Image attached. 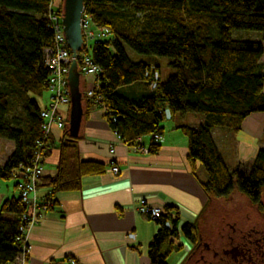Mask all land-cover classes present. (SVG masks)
<instances>
[{
  "label": "trees",
  "instance_id": "16d2710c",
  "mask_svg": "<svg viewBox=\"0 0 264 264\" xmlns=\"http://www.w3.org/2000/svg\"><path fill=\"white\" fill-rule=\"evenodd\" d=\"M49 9L50 0H0V139L15 144L7 162L0 163L4 179H15L13 173L30 163L44 137L41 110L46 105L38 99L49 90L51 69L44 60V48L54 43ZM85 11L96 27L110 31L107 39L83 45L77 56L80 71L84 55L102 69L95 95H85L88 104L105 108L110 127L130 146L146 147L140 139L152 135L148 147L152 153L161 148L155 134L164 132L166 109L172 117L202 115L204 123L199 127L182 123L177 128L188 138L193 173L197 175L198 162L207 173L203 190L210 199H228L240 191L264 211V149L250 169L232 170L213 136L217 127L238 131L247 116L264 112V43L232 35L234 29L259 30L264 41V0H85ZM127 47L168 57L173 74L164 81L160 65L134 60ZM154 71H160L161 77L153 88L147 72ZM137 82L145 92L135 97L124 92ZM14 101L20 103L19 112L12 108ZM63 117L67 126L70 115ZM50 135L44 158L52 147ZM71 137L66 128L57 174L50 180L41 177L53 186L48 203L56 202L58 190L79 189L82 176L107 170L104 163L81 160ZM17 184L15 179L18 195L0 205V264H13L23 252L21 227L26 224L27 205ZM39 205L40 218L48 206L41 201ZM154 220L160 228L150 244L152 264H169L173 251L183 248L180 234L196 242V249L202 240L197 224H178L179 213L171 205ZM167 242L171 247L164 251Z\"/></svg>",
  "mask_w": 264,
  "mask_h": 264
},
{
  "label": "crops",
  "instance_id": "0c3cea01",
  "mask_svg": "<svg viewBox=\"0 0 264 264\" xmlns=\"http://www.w3.org/2000/svg\"><path fill=\"white\" fill-rule=\"evenodd\" d=\"M96 84L95 76L81 72L84 115L73 142L81 160L104 163L107 170L82 176L79 189L58 190L53 198L55 203L47 200L53 186L44 178L40 180V201L48 208L42 210L39 221L29 230L26 264H152L150 244L160 226L138 210L141 199L153 206L175 207L179 213L178 224H197L204 238L208 237L205 234L208 222L226 214L220 210L223 202L210 199L203 190L202 182L208 176L201 163L196 164L197 175L193 173L188 160V138L177 128L182 123L199 127L204 123L203 116L187 114L193 116V122L173 121L176 116L166 117L160 150L146 153L125 143L112 130L105 117V108L88 104L85 95ZM145 91L139 82L124 89L134 97ZM49 101L50 98L45 105ZM61 110L69 118L71 105H62ZM66 128L69 130V122L67 126L53 125L51 129L52 147L44 158V177L49 180L58 172L60 145L67 141L64 139ZM213 136L230 169H250L258 152L264 149V112L247 116L238 131L217 127ZM151 139L152 135H144L140 141L149 147ZM0 140L8 142L6 148L0 150L4 165L15 150V144L11 140ZM112 165L119 167L118 174L110 171ZM15 195L18 190L14 182L13 189L7 185L0 193V205ZM190 245H186L187 249L174 250L169 264H184L196 249L189 250ZM170 247L167 242L163 250Z\"/></svg>",
  "mask_w": 264,
  "mask_h": 264
},
{
  "label": "built area",
  "instance_id": "2783aa9c",
  "mask_svg": "<svg viewBox=\"0 0 264 264\" xmlns=\"http://www.w3.org/2000/svg\"><path fill=\"white\" fill-rule=\"evenodd\" d=\"M65 12V0H50L49 9V26L54 31V43L52 46L44 48V60L46 65L51 69L49 76V90L51 91L50 101L41 110V117L43 118L42 131L44 137L38 141V148L35 151L30 163L28 165H21L20 168L13 173L14 178L17 180L19 194L23 201L27 205V212L23 214V220L26 224L22 225L21 230L23 232V252L13 264H25L28 259L29 245H28V233L30 228L38 221V212L40 209L39 201L40 196L38 192V184L41 177L44 175L43 166V150L47 145V138L51 134L53 125L63 127L65 120L62 114L61 106L71 103L70 88H69V68L72 61L77 58L74 57L72 50L68 46L67 39L64 33L63 17ZM82 32L84 37V45L90 44L98 40L107 39L110 36V31L107 28H99L93 23L90 15L84 12L82 17ZM82 73L86 75L97 76L101 73V66L95 63L90 55L83 56ZM151 75L153 78L152 87L157 86L158 80H160V71H154L152 73L147 72V76ZM96 90H98V84L90 89L87 94L94 96ZM166 117L171 118V112L169 109L165 111ZM162 136L155 134V139L160 141ZM143 152L148 153V147H139ZM110 171L115 174L120 172V169L116 165H112ZM138 210L151 217V219H157L163 213V208L160 206H153L147 203L146 199L139 201ZM167 226H170V222L167 221ZM133 237L134 235L131 234ZM184 239V238H183ZM187 245L183 242V245Z\"/></svg>",
  "mask_w": 264,
  "mask_h": 264
},
{
  "label": "water",
  "instance_id": "95a60500",
  "mask_svg": "<svg viewBox=\"0 0 264 264\" xmlns=\"http://www.w3.org/2000/svg\"><path fill=\"white\" fill-rule=\"evenodd\" d=\"M84 12L85 0H65V12L63 17L64 33L74 57L78 56L79 51L84 45L81 25ZM68 80L71 96L69 131L72 136L70 139L74 140L79 134L84 115L83 92L80 86L81 71L79 70L77 58H75L70 65ZM233 215L229 216V214H225L220 217V227L218 231H216L218 233L217 238H214V235L206 238L201 235L202 241H208L217 249H222L226 245L228 233L233 230V227L237 229V233L241 230L253 229L254 227H264V218H261L253 207L248 206V211L245 216L237 217L235 221L232 220ZM200 251L199 248L195 249L184 264L187 262H191L192 264H208L206 261L207 259H212L211 261H213L214 264H218V261H215V258L208 252H204L206 260L202 259Z\"/></svg>",
  "mask_w": 264,
  "mask_h": 264
},
{
  "label": "rangeland",
  "instance_id": "374dc122",
  "mask_svg": "<svg viewBox=\"0 0 264 264\" xmlns=\"http://www.w3.org/2000/svg\"><path fill=\"white\" fill-rule=\"evenodd\" d=\"M232 35H233L234 38H237V39L262 41L264 43V41H263V33L261 31H259V30L234 29L233 32H232ZM127 52L134 60H144L146 62H152L153 66L157 65V64L154 63L155 61H159L160 63L158 65H160V67L162 69L163 80L164 81L168 80V78L174 72L173 68L168 65V62L170 60L168 57L140 54V53L132 50L129 47H127ZM263 61H264V56H263ZM1 85H2V82H0V86ZM50 97H51V91L50 90H46V91H44V94L42 95V97H40L38 99V101H39L40 104L45 105L46 101L49 100ZM12 108H13L14 111L19 112L21 110L20 103L14 101L12 103ZM191 115H199V114L191 113ZM192 118H193V116H187L186 115L183 118L182 116L178 115V116H176V119H174L173 121H182L183 122L184 119H185L188 122H193ZM164 121L162 123H164ZM7 143L8 142L5 141V140H0V150L6 148ZM1 147H3V148H1ZM2 155H3V153L0 152V163L3 160V156ZM43 166H44V163H43ZM14 182H15V179H4V178L0 177V193L5 191V189H7V185H9L11 187V189H13ZM38 186H39V184H38ZM214 200H219V201L223 202V207L220 210L225 211V213L229 214V216L234 214L233 218H232L233 221H235V219L237 217L245 216L246 212L248 211V206L253 207V209L256 212L259 213V216L261 218H264V211H261L255 204H253L250 201V199L245 194H243L240 191L234 192L228 199L219 198V199H214ZM263 201H264V197H263ZM217 209H215V210H217ZM38 221H39V219H38ZM208 223L210 225L208 227L207 232H205V234L207 236H213L214 235V238H217L218 237V233L216 231H218V229L220 227V219L218 218L217 220H213L212 222H208ZM184 236L185 235L180 234V236H179L180 242H182V244H183V242L187 241L186 244L190 245L189 244L190 241L188 240V238L186 236L185 237L187 239ZM195 244H196V242L195 243L191 242V245L189 247L191 249H189V250H192V249L194 250L195 249ZM183 247L187 249L185 244L183 245ZM27 260H26V262H27ZM26 262H25V264H26Z\"/></svg>",
  "mask_w": 264,
  "mask_h": 264
},
{
  "label": "flooded vegetation",
  "instance_id": "af4514ba",
  "mask_svg": "<svg viewBox=\"0 0 264 264\" xmlns=\"http://www.w3.org/2000/svg\"><path fill=\"white\" fill-rule=\"evenodd\" d=\"M232 229L222 249H217L210 242L201 240L197 248L199 251L203 250L200 251L202 259L206 260L204 252H208L218 264H264V227H254L238 233L236 228ZM211 260L206 261L208 264H214Z\"/></svg>",
  "mask_w": 264,
  "mask_h": 264
}]
</instances>
